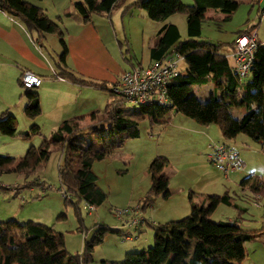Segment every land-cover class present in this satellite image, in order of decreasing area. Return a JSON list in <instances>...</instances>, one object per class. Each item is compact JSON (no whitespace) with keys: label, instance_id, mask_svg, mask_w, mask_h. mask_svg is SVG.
Returning <instances> with one entry per match:
<instances>
[{"label":"trees","instance_id":"1","mask_svg":"<svg viewBox=\"0 0 264 264\" xmlns=\"http://www.w3.org/2000/svg\"><path fill=\"white\" fill-rule=\"evenodd\" d=\"M122 1L77 0L72 6L83 23L89 21L92 16H104L111 22L112 10ZM237 6L235 0H191L190 4H184L181 0H131L123 7L121 15L131 8H137L147 18L161 22L156 40L148 49L151 61L163 59L176 52L182 56L181 62L184 63V70L178 69V74L166 86L167 104L148 102L137 105L136 111L146 118L149 124L161 123V118L166 113L173 112L186 116L197 125L216 124L222 138L220 144L226 147L232 148L228 143L236 136L242 135L256 143L260 149H264V43L256 38L253 61L247 73L249 79L240 82V77L233 71L228 58L219 52L220 44L198 39L207 9L222 13L224 19H227ZM0 11L17 20L28 32H35L36 39L46 34L56 36L60 51L54 61V67L58 76L71 83L97 87L108 94L99 119L95 112L86 115L92 119L97 118L95 123L86 127V131L93 135L97 144L92 139L86 143L77 141L82 132L79 120L83 116H73L61 120L47 138L43 136L39 145L29 146L22 156H0V172H16L27 176L39 163L45 161L52 151H57L62 157L57 178L58 188L64 190L63 205L71 204L74 214L78 211L79 202L91 205L94 211L103 202L105 194L96 184V176L91 170L92 163L104 159L124 141L138 137L137 121L124 115L126 100L113 92L114 82L107 85L104 82L81 78L67 66L64 30L46 16L40 6L24 0H0ZM174 13H181L185 18L186 35L182 39L177 26L166 21ZM63 14L67 17L69 12L65 10ZM58 19L61 21L60 17ZM255 23L243 30H237L235 34L248 31L252 26H256L258 21ZM118 45L123 48L120 54L125 62L130 66H142L140 62L133 63L125 56L128 53L125 39L118 41ZM208 82L212 84L208 98L201 100L191 93L193 86ZM18 83L27 98L22 112L27 119L33 121L39 115L37 94L32 88L22 87L20 81ZM239 106L243 107V112L235 117L229 109ZM168 120L169 118L163 122ZM15 122L12 114L1 112L0 135L25 139L39 133V126L35 122H31L28 129L22 132L16 131ZM234 151L236 152L235 149ZM239 163L241 167V162ZM167 164V159L161 155L154 156L149 161L146 169L149 174V187L139 197L136 206L138 210L144 211L158 194L164 199L170 195L167 176L162 174V169ZM36 183L42 185L41 182L33 180L24 182L23 186L30 188ZM238 187L241 191L246 187L256 202L264 196V187L259 181V176L253 173L241 178ZM19 188L21 187L18 185L11 187L0 184L2 190L12 189L13 195L18 193ZM192 194L194 192L191 190L187 191L189 211L179 219L148 223L139 216L140 223L147 222L153 231L151 246L125 252L119 261L102 259L99 264H240L247 254L245 243L257 239L264 241V226L256 230H244L234 219H210L218 204L235 208L238 215L244 212L245 209L239 208L235 202L233 192L201 195L203 198L196 203L191 201ZM79 214L78 212L76 220L79 226L76 231L82 234V243L76 253L65 249L62 234L52 226L30 219L23 222L13 218L1 220L0 264H90L94 247L101 243L106 233H118L128 240L132 230L140 224L128 231L124 225L125 219L122 221V230L98 224L97 230L92 232L88 239L84 237L86 229L82 226L83 220ZM63 216L60 212L57 218ZM115 217L121 219L123 216ZM126 234L128 238H124Z\"/></svg>","mask_w":264,"mask_h":264},{"label":"rangeland","instance_id":"2","mask_svg":"<svg viewBox=\"0 0 264 264\" xmlns=\"http://www.w3.org/2000/svg\"><path fill=\"white\" fill-rule=\"evenodd\" d=\"M24 1H30L40 6L46 16L58 23L63 30H65V26L67 25L66 17L63 16L64 11L67 10V6H69L71 12L76 14L72 6L74 2L72 0ZM130 1L131 0H123L112 10L110 23L116 36V42H121L124 39L127 41L128 53L125 56L146 58L148 42H152V40L155 39L161 22L155 20H153L154 22H150L151 20L144 16L143 12L137 8H131L121 15V10ZM181 1L184 4L191 3V0ZM235 1L238 4L237 9L227 19H224V15L221 13H214L212 10H207L201 23L200 35L198 37V39L211 44H220L218 50H221L224 54H226L228 43L232 41L231 38L235 32L245 29L246 26L256 24V8L258 6H264V0H261L259 3L252 2L251 0ZM58 17H60L61 21ZM95 19H100V16H93L92 21ZM102 19H104V17H102ZM166 21H170L177 26L180 39L185 37V18L183 14L174 13L170 15ZM256 30L257 38L264 43V20L256 25ZM49 42L51 44V40H49ZM118 47L120 52L123 48H121L120 45H118ZM110 59L113 67L120 66V63L122 67L125 68L126 64L121 57L120 59H116L113 56L112 58L110 57ZM228 61L231 65V60L228 59ZM178 69L181 71L184 70L183 62L178 64ZM248 79L249 74L240 77V82H245ZM211 87L212 85L210 82L205 85L193 86L191 93L197 97L206 99L208 98V93L211 91ZM30 91L33 92L32 90ZM133 109H137V106H134L129 101H125L123 113L126 117H130L137 121L139 130L138 137L124 141L120 147L113 149L104 159L92 163L91 170L96 176V184L105 194L103 202L97 206L94 211L88 212L83 208L85 206L83 202L77 204L78 211H76L75 214L71 204L63 205V198L58 190L59 182L57 178L62 157L59 152L52 151L48 158L39 163L27 176L24 174H17L16 172H0V184L10 185L11 187L18 185L21 187L18 189L16 195H13L12 189H0V214H3L0 215L1 218H3L1 220L8 218L4 216L12 214L15 216L12 218L19 222H23L25 218L23 214L36 215L38 211L43 209L42 212H46L47 214V216L42 219L44 220L43 224L52 226L55 231L60 232L63 236L65 249L68 252L76 253L81 248L80 241L82 239V234L76 231L79 226L76 220L77 213H80L79 217L83 220L82 226L86 229V233L84 234L85 238H90L92 232L97 230L98 224L106 225L111 229L122 230V221L126 219V217L123 216L121 219H117L113 215L112 210L124 208L131 210L137 206L139 197L144 194L149 187V174L146 170L147 165L149 161L157 155L164 156L168 161L162 173L167 176V187L170 195L164 199L158 194L153 203L144 211L137 209V215L143 217L148 223H163L185 216L189 211L187 199L188 190L194 192L191 196V201L195 203L203 198L201 196L203 194L207 195L211 192H219L218 194L222 193L223 189L218 186H205L206 182H213L216 175L220 177L222 174V172L214 168L208 158L205 157L209 149V147L208 149L206 148L205 142L197 140L195 137L197 135L181 129L178 130L170 127L166 130H162L166 124L163 121L167 118H171L172 115L184 117L185 119L189 118L181 114L168 112L161 118V123L152 122L149 124L146 118L143 116L141 117L139 114H135ZM229 110L233 116L238 117L243 112V107H230ZM23 115L21 118L15 115L17 132L20 130L21 132L26 131L30 124ZM99 116L100 115L97 117L98 119L100 118ZM44 122H47V120L44 119ZM97 124L99 123H96V125ZM208 125L215 127L216 131L219 133L218 135H220V130L216 124L210 123ZM48 126V124L42 123V125H39V133L37 135H30L29 138L23 139L15 136L2 138L4 140L0 139V156H22L29 146H37L42 141L43 136L46 138L48 137L51 133V129H49ZM55 128H53V130H55ZM81 129L82 132L78 135L77 140L79 143L89 142L90 139L95 142L93 135L86 131V127H81ZM212 132L213 131L210 130L211 134ZM219 137V140H222L221 136ZM237 139H243V142L239 141V143ZM235 140H237L236 144H239L240 149L248 150V154L252 155L251 157H253L252 150H259V147H256L254 142L242 135L236 136ZM95 144H97V142H95ZM13 147H15V149ZM146 158H148V161H146ZM253 158L251 161L257 170L259 168H264V157ZM240 171L241 167L240 170L236 172ZM237 178H241L240 173L237 175ZM220 179V181L225 182L221 177ZM33 180L41 182L42 185H38L37 183L33 184L30 187L31 189L23 186L24 182ZM234 183V186L232 185L233 187L227 188V192L230 194L233 192L235 202L239 206L246 208V212L238 215L235 208L218 204L211 213L210 219L216 221L231 218L236 220L242 229L252 230L249 228H253L254 224L263 217V208L261 206L264 204V199L259 202L254 201L248 190L241 191L237 188L236 182ZM46 196H49V198L45 199ZM40 199H42V201H40ZM71 199L74 200L73 197ZM35 200L37 201L31 203V201ZM46 202L51 205H45ZM60 212H62L64 216L57 218ZM147 222L138 225V230H132L131 238L128 240L123 239L118 233H106L101 243L94 247L92 252L93 260L90 264H99V261L104 259V256L114 261L121 260L123 255L121 257H114L116 253H118L116 248L119 247L128 248L124 252H133L151 246L153 243V231ZM249 243L251 242L244 244L247 252L246 255H249L250 251H252L251 244ZM76 246L77 249H75ZM246 261L247 259L245 262Z\"/></svg>","mask_w":264,"mask_h":264},{"label":"crops","instance_id":"3","mask_svg":"<svg viewBox=\"0 0 264 264\" xmlns=\"http://www.w3.org/2000/svg\"><path fill=\"white\" fill-rule=\"evenodd\" d=\"M251 1L259 3L261 0ZM260 8L261 6L256 8L255 16L257 10ZM207 10L204 12V17ZM67 11L69 12V15L66 17L67 25L64 30V40L67 48L65 62L67 66L75 71L81 78L104 82L107 85H111L119 78L124 70L132 67L129 63L125 62L124 57L119 52L118 41L116 42V36L111 23L104 16H100V19H95L94 21H92V16L89 21L83 23L80 21L77 14L69 10V6H67ZM102 17H104V19H102ZM150 22L154 21L151 20ZM234 35L231 39H233ZM49 40H51V44ZM155 40L156 37L152 40V42H148V49L154 44ZM59 51L60 46L55 35L46 34L45 36L38 37L36 39L35 32H28L17 20L0 11V113L6 111L14 117L16 115L19 118L23 115L22 108L27 102V98L23 94V90L20 88L18 80L22 71L28 70L40 78V84L38 87L32 88L37 94L39 115L33 121L25 117L29 123L35 122L38 126L42 125V123H46L52 131L53 128L57 127L61 120L73 116H83L79 120V127H87L97 121L96 117L101 115L103 107L107 101V92L94 86L71 83L58 76L54 67V61ZM228 51L229 44L227 46L226 54ZM219 52L224 54L221 50ZM113 56L116 59H120L121 57L126 64L125 68H123L120 63V66L113 67L110 59V57L112 58ZM128 57L131 62H140L142 66H147L151 62L148 57V50L146 58H134L133 56ZM211 91L208 93V96ZM197 98L204 100L200 97ZM91 112L96 113V117L93 119L86 116ZM134 113L138 114L136 109H134ZM44 119L47 120V122H44ZM190 120L177 115H172L162 130L172 127L178 130L181 129L186 132H191L194 135H197L195 136L197 140L205 142L207 149L209 144H218L222 142V140H219L220 135H218L219 133L216 131L215 127L210 125H197ZM210 130L213 131L212 134L210 133ZM19 132H21V130ZM4 137L6 136L1 135L0 139L4 140L2 139ZM237 140L238 142H243V139ZM237 140L234 139L230 141L231 143L229 142L228 145L236 150L238 160L241 162V171H232L225 176L221 174L220 177L224 179L226 183L220 181V177L216 175L213 182L207 179L210 182H206L205 186L215 185L223 189L222 193H229L227 192V188L233 187V184H235L234 182H236L237 188L239 189L238 182L240 179L250 173H253L259 176V181L264 187V168H259L257 170L251 161L253 157V159L257 157L263 158L264 149L259 148L258 151L255 149L252 150L251 152L253 153V157H251L252 155L248 154V150L240 149L239 144H236ZM255 145L256 147H259L256 143ZM13 148L15 149V147ZM208 153L209 149L207 150L206 155ZM205 157L207 158V156ZM146 161H148V158H146ZM239 173L241 175L240 179L237 178ZM245 190H247L246 187H244L243 191ZM218 193L219 192H211L210 194ZM48 198L49 196L45 197V199ZM262 199H264V196L260 197L258 202ZM36 201L37 200L31 201V203ZM40 201H42V199H40ZM45 205L50 206L51 204L46 202ZM241 207L242 206H239V208ZM261 207L263 208V217L254 224L253 228L249 229L256 230L264 226V204H262ZM244 209V212H246V208ZM42 210L43 209L38 211L36 215H27L26 213L23 214V217H25L24 220L30 219L39 223H44V220L42 219H44L47 214L46 212H42ZM4 217L12 218L15 216L9 214ZM1 219L3 218L0 216V221ZM227 220H231V218H228ZM143 223L144 222L140 224ZM121 228L123 229L122 226ZM135 230H138V227ZM250 242L251 243L249 244H251L252 251H250L249 255H246L240 264H264V241L257 239L256 241ZM81 243L82 239L80 241V247ZM75 249H77V246ZM116 249L118 250V253H116L114 257H121L125 253L124 251L128 248L119 247ZM105 257L106 256H104V259L110 260ZM246 259L247 261L245 262Z\"/></svg>","mask_w":264,"mask_h":264},{"label":"built area","instance_id":"4","mask_svg":"<svg viewBox=\"0 0 264 264\" xmlns=\"http://www.w3.org/2000/svg\"><path fill=\"white\" fill-rule=\"evenodd\" d=\"M255 19L258 23L264 20V6L258 10ZM255 48L256 26L236 34L229 44V51L225 56L231 60V67L239 77L247 75L253 61ZM181 60L182 56L175 52L163 59L152 60L147 66L134 65L121 73L114 82L112 90L134 106L148 102L167 104L166 86L178 74V64ZM19 81L24 88L38 87L40 84V78L28 70L22 71ZM208 147L210 149L207 154L209 162L224 176L240 169L234 149L220 143L209 144ZM58 190L63 196L64 190L62 188ZM83 208L88 212L93 211V207L89 204H85ZM136 211V206L131 210L128 208L112 210L115 216L126 217L124 225L127 231L135 229L141 222ZM124 238H128V234Z\"/></svg>","mask_w":264,"mask_h":264}]
</instances>
